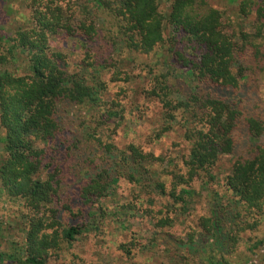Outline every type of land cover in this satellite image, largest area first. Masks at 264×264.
<instances>
[{
	"label": "trees",
	"instance_id": "obj_1",
	"mask_svg": "<svg viewBox=\"0 0 264 264\" xmlns=\"http://www.w3.org/2000/svg\"><path fill=\"white\" fill-rule=\"evenodd\" d=\"M21 2L25 14L7 31L12 11L0 0V204L21 233L4 251L0 243V261L74 264L80 237L101 238L107 216L123 226L137 211L153 223L149 244L164 264H230L224 257L264 224V0H236L238 25L210 0ZM60 38L75 43L77 63ZM126 62L146 72L136 103L159 106L149 139L175 133L171 149L185 150L167 165L135 141L103 137L130 117ZM223 157L233 162L219 179ZM121 180L170 208L132 197L111 213L101 202ZM218 180L208 214L172 233L173 205Z\"/></svg>",
	"mask_w": 264,
	"mask_h": 264
},
{
	"label": "rangeland",
	"instance_id": "obj_2",
	"mask_svg": "<svg viewBox=\"0 0 264 264\" xmlns=\"http://www.w3.org/2000/svg\"><path fill=\"white\" fill-rule=\"evenodd\" d=\"M22 0H6V7L2 4L3 12L10 8L12 12L8 17L2 21V23H10L4 25V29L8 31L12 28L13 19H21V15L25 14V9ZM165 0H162V5ZM212 6L221 9L226 12V18L231 19L232 24L238 25V21L235 20V11L237 10L236 0H210ZM1 9V8H0ZM12 22V23H11ZM243 28L249 30L250 19L245 22H240ZM65 50L66 53H70L72 60L76 63L81 58V54L78 49L75 48V43L60 38L55 43ZM76 49V50H75ZM167 55V54H166ZM146 62L142 59V63ZM145 64V63H144ZM144 64H140L137 67L133 62H126L123 69L131 76V82L129 85V92L127 95L128 104L127 110L130 115L129 118L123 123L125 129L120 130L118 136H112L107 131L104 132L103 137L105 139H113V143H122L126 141H135L137 144L143 146L146 151L154 153L157 157L163 158L165 165L171 162L170 159L174 157H180L185 150L178 146L176 149H171L172 145L177 141L175 133L166 134L165 138L155 144L149 138L151 137L152 130L158 127L161 122V116L159 112V106L157 103H147L145 99H142L136 103L137 93L140 92L146 82V72L142 70ZM113 88L112 86H110ZM264 97V89L261 91ZM175 98L176 96H172ZM135 105L137 110H135ZM118 120H115L117 123ZM125 125V126H124ZM128 135L124 140V135ZM1 151V148H0ZM168 161V162H167ZM233 160L230 157H223L219 162V169H216V173H219V179L223 176V173L227 172L228 167ZM223 183L218 180V183H214L212 186H198L195 192L196 196H188L186 205L174 204L172 207L174 223L170 228L172 233L178 235H185L187 232L195 227L194 223L199 220L201 216L207 215L209 212V191H212L214 187H219ZM195 184L194 186H196ZM154 192V191H153ZM147 191L144 193L136 185H130L125 181H120L113 191L112 196L101 202L112 213L113 208L123 202L129 201L132 197H137L142 202L146 203V200H151L154 203V207L158 209L161 205L166 204L169 207L170 201L164 197L159 196L156 192ZM149 193L151 194L149 196ZM199 195V196H198ZM2 201L0 197V202ZM170 208V207H169ZM5 213V215H4ZM19 218V217H18ZM12 226V228H11ZM153 231V223L144 217L141 212L134 211L133 216H129L123 226L114 222L109 216L105 221V235L94 239L92 236H82L73 245L69 253L75 255L74 264H164V254L162 250L157 247H153L149 244V237ZM102 233V232H101ZM252 241L240 243L237 252L233 255L225 256L224 261H228L230 264H264V241L262 245H258V242L264 240V224L257 232L251 236ZM134 238L136 240H134ZM21 233L16 228V219L13 216H9L7 207L0 204V243L3 244L1 251L8 246L10 241H20ZM103 242V243H102ZM119 242L126 245L134 246V250L130 256H125L117 245ZM257 243V244H256ZM254 253L250 252L253 250ZM137 246H141V249L137 250ZM68 263V262H67ZM0 264H4L0 261Z\"/></svg>",
	"mask_w": 264,
	"mask_h": 264
}]
</instances>
